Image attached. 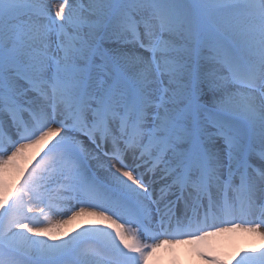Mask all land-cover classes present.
<instances>
[{
    "label": "snow or ice",
    "instance_id": "obj_1",
    "mask_svg": "<svg viewBox=\"0 0 264 264\" xmlns=\"http://www.w3.org/2000/svg\"><path fill=\"white\" fill-rule=\"evenodd\" d=\"M236 231L264 242V0H0V264Z\"/></svg>",
    "mask_w": 264,
    "mask_h": 264
},
{
    "label": "bare ground",
    "instance_id": "obj_2",
    "mask_svg": "<svg viewBox=\"0 0 264 264\" xmlns=\"http://www.w3.org/2000/svg\"><path fill=\"white\" fill-rule=\"evenodd\" d=\"M81 223H84V224L94 223V218L84 217V218H81L77 221H73L72 224L68 225L67 227H68V229L69 228H78V227H80ZM224 234H228L226 236H228V238H230V240H229L230 242L234 241V240H236L235 242H238V240H240V241L242 240L244 242H249L251 244H256L258 246L264 244V242L260 241L257 237H255L251 234H248V233L241 232V231H236V232H232V233H224ZM214 240L219 243L218 236H215ZM195 248L200 250L199 243H195V244L185 243V244L179 245L177 247H174L171 250L165 248V250H162V251L165 253V257L169 256V254L172 253L177 264H206V261L201 260V258L198 255L195 256V254H194ZM159 252H160V250H159ZM158 255L159 254L155 255V257L152 259V261H150V264H152L154 262L156 264H166V261H162V260L157 261Z\"/></svg>",
    "mask_w": 264,
    "mask_h": 264
},
{
    "label": "rangeland",
    "instance_id": "obj_3",
    "mask_svg": "<svg viewBox=\"0 0 264 264\" xmlns=\"http://www.w3.org/2000/svg\"><path fill=\"white\" fill-rule=\"evenodd\" d=\"M72 229L73 228L68 229V227H67V230H69V231H71ZM226 235H228V234L218 235L219 243L214 240V237L209 238L205 242H200L199 243L200 250L203 251L205 255L214 254V255L226 258L228 261V264H232L231 257L233 256V254L237 250H239L241 248H246L249 246H257V247L264 246V244L258 246L256 244H251L249 242H244L242 240L241 241L238 240V242H235L236 240L230 242L229 241L230 238H228V236H226ZM177 246H179V245H175L174 247H177ZM196 249L197 248H195L194 251ZM162 250H165V248H162L160 250V252L158 251L157 254H159L160 256L158 255L157 261L162 260V261H166V264H177L172 253H170L169 256L165 257V253ZM194 254H195V252H194ZM195 256H196V254H195ZM201 260H203V259H201ZM152 264H156V263L154 262Z\"/></svg>",
    "mask_w": 264,
    "mask_h": 264
}]
</instances>
